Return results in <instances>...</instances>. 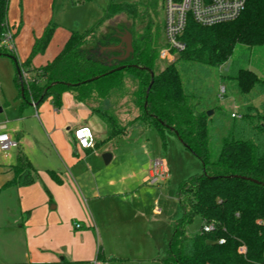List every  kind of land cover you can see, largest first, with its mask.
<instances>
[{"label": "trees", "instance_id": "1", "mask_svg": "<svg viewBox=\"0 0 264 264\" xmlns=\"http://www.w3.org/2000/svg\"><path fill=\"white\" fill-rule=\"evenodd\" d=\"M157 1H114L103 21L83 34L72 32L54 60L33 68V60L45 54L55 35L57 25L51 23L34 42L28 59L19 63L34 82L26 83L18 74V86L21 89L23 84L24 99L37 106L52 98L60 108L63 95L70 92L102 122L108 141L117 143L136 126L140 134L156 128L162 135L164 131L177 133L200 159L203 174L179 187L183 217L175 223L162 264H264V80L242 68L226 75L245 107L243 118L233 119L221 140L208 115L217 107L206 108L207 101L197 87L203 70L227 64L237 45L264 47V0H247L244 12L233 22L202 27L190 19L182 37L186 49L161 71L156 69L159 29L150 16ZM9 3L0 0V54L4 56L1 43L9 27ZM123 14L132 21L129 32L134 51L120 62L124 50L117 48L121 44L117 33L99 37V32L104 23ZM139 22L145 24L138 27ZM128 105L137 115L126 123L121 112ZM11 170L13 177L0 193L37 180L36 169L21 150ZM197 219L202 225L192 233L190 226ZM207 224L215 229L204 231ZM242 246L245 254L239 252Z\"/></svg>", "mask_w": 264, "mask_h": 264}, {"label": "crops", "instance_id": "2", "mask_svg": "<svg viewBox=\"0 0 264 264\" xmlns=\"http://www.w3.org/2000/svg\"><path fill=\"white\" fill-rule=\"evenodd\" d=\"M69 38L56 31L41 66L54 60ZM62 99V107L56 108L50 98L54 123L62 132L48 120L55 153L53 159L47 156L50 165H39L20 148L37 180L0 193V264H160L166 223L159 188L154 187L158 184L148 177L152 163L161 159L143 163L132 154L126 162L133 167L121 168L124 156L103 151L108 140L99 137L106 132L102 122L72 95L65 93ZM82 127L95 134L93 148L83 149L75 140ZM107 152L112 155L108 165L103 160ZM1 156L12 159V154ZM16 163H0V188L12 179Z\"/></svg>", "mask_w": 264, "mask_h": 264}, {"label": "rangeland", "instance_id": "3", "mask_svg": "<svg viewBox=\"0 0 264 264\" xmlns=\"http://www.w3.org/2000/svg\"><path fill=\"white\" fill-rule=\"evenodd\" d=\"M114 1L116 3L147 4L150 0H10L7 20L14 36L16 53L12 55L4 49L5 53L3 54L6 56L0 55V128L7 126L4 129L10 133L18 146L12 149V159L10 160H4L0 153V163H15L21 148L29 153L33 161L39 165L48 166L50 159L47 156L52 159L55 157V153L50 149L53 147L51 129L47 125L48 120L53 128L58 129L54 123L55 109L50 99L37 107L33 105L32 101L24 99L17 83V65L9 56L15 57L19 63L25 62L32 51L34 42L44 35L46 28L51 23L57 25L56 31L61 36L71 35L72 32L85 33L86 30L94 28L104 20L106 11ZM163 15V0H158L156 6L150 11V16L159 29L156 33L159 36L157 71L163 70L177 58L174 55L171 62L160 58V52L164 49ZM144 21L147 22V19ZM131 24L132 21L127 15H118L104 23L99 37L115 32L120 38L129 31ZM144 24V22H139L138 27H142ZM155 30L157 31L156 27ZM48 56L47 50L44 55L35 58L31 66L33 68L40 67L47 61ZM241 68L253 71L264 80V47L248 48L244 45H237L227 64L221 68L204 69L197 84L207 101L206 108L217 107L216 111H211H213V122L218 127L217 137L220 140L233 122L231 114L244 112L245 104L242 97L226 78L230 71L234 72ZM28 75L30 78L32 77V74ZM24 80L27 82L26 78ZM129 84L132 85V82L129 81ZM132 87L135 85L133 84ZM67 93L72 95L70 92ZM47 110L50 112L46 114ZM129 110L131 111L129 112ZM121 115L128 123L137 115V110L132 105H128L124 107ZM58 132L62 133L59 129ZM99 137H102V140H107L106 132ZM220 145L221 141L216 146ZM103 151H113L118 156H124L121 168L129 167L131 162L126 161L129 160L127 157L132 154L143 163L157 158L166 162L170 171L169 179L158 183V185L154 184L155 188H159L160 207L163 211L161 219H165L166 223L162 225V248L159 261H157L162 264V260L167 257V247L175 223L183 217V211L178 202L179 187L190 177L203 174L202 162L180 141L175 133L164 131L162 135L156 128H149L140 134L139 128L136 126L117 143L116 141H107ZM118 161L119 158H116L112 168H115ZM131 165L133 167L134 163ZM201 225V220L197 219L190 226L191 232L197 231Z\"/></svg>", "mask_w": 264, "mask_h": 264}, {"label": "built area", "instance_id": "4", "mask_svg": "<svg viewBox=\"0 0 264 264\" xmlns=\"http://www.w3.org/2000/svg\"><path fill=\"white\" fill-rule=\"evenodd\" d=\"M246 4L247 0H163L164 49L160 52L161 60H169L171 62L176 53L186 49V43L182 37L190 19L202 27L233 22L242 15ZM1 45L10 54L15 55L14 36L9 27ZM22 77L23 79L26 78L27 82H34L35 80L30 78L25 71L22 72ZM33 104L37 107L36 103L33 102ZM231 118L241 120L243 116L239 112H233ZM4 128L6 127L0 128V153L4 158L8 159L11 156L12 149L17 147L18 144ZM74 136L79 146L83 149L95 146V136L89 127H82L76 130ZM169 175L170 171L166 162L156 160L152 163L148 182L152 184L165 182L169 179ZM76 227L80 228L81 226L77 224ZM214 229L215 226L213 224L204 225V231L206 232H211ZM220 243L224 244L225 240H221ZM246 251L245 246L239 249L241 254H245Z\"/></svg>", "mask_w": 264, "mask_h": 264}, {"label": "water", "instance_id": "5", "mask_svg": "<svg viewBox=\"0 0 264 264\" xmlns=\"http://www.w3.org/2000/svg\"><path fill=\"white\" fill-rule=\"evenodd\" d=\"M120 40H121V44L117 47L118 49H122L124 50V56L119 58V61L120 62H125L127 61L130 56L132 55L133 53V43H132V35L130 34V32H126L122 37H120ZM2 55V54H0ZM9 58H11L12 60H14V62L16 63L17 65V71H18V74L19 76H22V70L19 66V62L17 61V59L13 56H9ZM125 66H122V67H119L118 69L116 70H122ZM116 70H113L112 72L116 71ZM150 71V70H149ZM151 72V75L152 77H154V73L152 71ZM150 88L151 86L149 87L148 89V93L150 91ZM21 93H22V96L24 97V87H23V84H22V88H21ZM34 105V104H33ZM37 105V104H36ZM213 114V111H210L208 113L209 116H211ZM176 135L178 136V134L176 133ZM179 138V137H178ZM181 141V139H180ZM182 142V141H181ZM183 143V142H182ZM184 144V143H183ZM186 146V145H185ZM103 160L105 162L106 165H108L110 163V161L112 160V155L110 153H106L104 154L103 156Z\"/></svg>", "mask_w": 264, "mask_h": 264}]
</instances>
